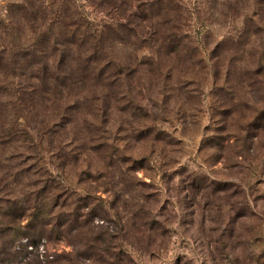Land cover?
<instances>
[{
	"label": "rangeland",
	"instance_id": "obj_1",
	"mask_svg": "<svg viewBox=\"0 0 264 264\" xmlns=\"http://www.w3.org/2000/svg\"><path fill=\"white\" fill-rule=\"evenodd\" d=\"M127 1L0 0L4 44L104 30L94 68L55 105L0 68V264L14 239L27 244L16 264L89 253L71 245L87 238L68 235L73 208L119 221L113 264H264V0ZM136 5L151 14L132 22Z\"/></svg>",
	"mask_w": 264,
	"mask_h": 264
},
{
	"label": "trees",
	"instance_id": "obj_2",
	"mask_svg": "<svg viewBox=\"0 0 264 264\" xmlns=\"http://www.w3.org/2000/svg\"><path fill=\"white\" fill-rule=\"evenodd\" d=\"M136 1L138 0L127 1L128 9L130 7H133L132 2ZM140 1L141 0H139V2ZM135 8L137 13L134 14V12H131L133 19L132 22L141 18L145 19L147 15L151 14H146L142 9L139 11L140 7L138 5H136ZM41 10L42 9H39V12H42ZM118 23L123 26H128L129 22ZM119 24L118 27H121V25ZM38 27L39 26H37L36 28L38 29ZM36 28L35 31L37 30ZM67 28L68 30L64 27L62 28V30H57V32H53L52 28H49L48 31H50L52 35L43 39L28 40L17 43L11 42L10 45L9 43L4 44V41L0 42V68L7 66L12 67L11 76H13V80H16V86L18 88L17 92H31L33 94H36V97H42V95L45 94V101L52 102L55 105L57 102L60 103L61 100L58 99L56 103L52 100L54 91L60 90L62 97L68 96V92L71 86L69 84L77 85L81 82L82 78L78 75V72H91V69L94 68L93 63L95 62H93V56L97 52L95 41L98 40V37H104V30L101 29L98 33L97 29H92L87 26H81L83 30H80L81 28H78L77 26H75L71 30L69 27ZM135 30L136 35L138 36L137 32L139 31V29ZM93 31L95 32V37L91 33ZM68 35H71L72 37H69ZM26 69H28L27 73L29 74L25 79H22V77L20 76L22 75L21 72ZM50 70L58 73V75L54 76V79L52 80V82H50L52 84V87H47L45 74ZM6 91L7 89L5 83L0 80V113L2 117H0V138L2 136L9 135H5L6 131L4 133L2 131L7 122L6 118H4L5 112L2 110V107H6V104L3 101V99H5L4 95ZM65 92L66 96L63 95V93ZM65 99L66 98H64V100ZM45 106L46 108L51 109V107L47 105ZM63 109L65 108H63L62 103L59 106V110L58 107H54V110H52L50 114L45 113L47 116L50 115V119L47 121V123H45V118H43L42 122L45 123L44 125L49 126L55 121L54 119H56V117H61L62 113H64L65 111ZM96 111H98V109L94 110V112L90 114L96 113ZM85 121L86 120L84 119L83 122ZM57 123L64 126L61 122ZM95 123V120L88 122V125L85 124V127H87L86 129L89 130L90 126L95 127ZM44 131H47L48 134L51 130ZM88 134H90V131ZM34 194L36 196V192H34ZM45 194L42 198V200L44 201L43 205L46 206V210L43 212V214L46 216V218L50 217L48 218L50 220L57 219L58 213L60 212L59 210L56 211V208L59 204L55 202V200L58 197H56L57 195L52 193V190L50 188H47ZM70 210L67 216V223L71 225L68 235L77 228L82 229L85 227V236L87 237L86 241H82V243L80 240L75 239L71 242V245L73 248H76V246L79 247L78 245H85V247L90 250V252L81 253L79 251H75L73 255L64 258L67 264H84L87 260L89 262L93 261L98 264H113L110 262V258H112V256H118L113 248L116 245L115 240L119 236L118 231H121V228H119V221H116L115 223V221L106 219L101 214H97L93 209H89V211L85 212L84 214H78L77 210H75L74 208ZM116 219L119 220L117 216ZM96 220H102V222L98 223ZM110 223H112L113 225L109 226L108 224ZM79 224L82 225L78 227ZM75 225L77 226V228L74 227ZM15 240L17 239L10 241V246L12 247V252L10 255L11 259L6 264L18 263L17 258L21 254L20 252L22 251V249H24V246H27V244L21 243V241L15 244L13 242ZM27 240H29L30 243V239L28 238Z\"/></svg>",
	"mask_w": 264,
	"mask_h": 264
}]
</instances>
